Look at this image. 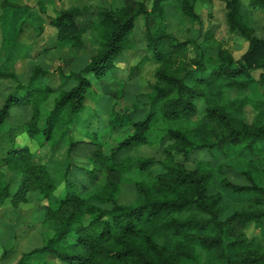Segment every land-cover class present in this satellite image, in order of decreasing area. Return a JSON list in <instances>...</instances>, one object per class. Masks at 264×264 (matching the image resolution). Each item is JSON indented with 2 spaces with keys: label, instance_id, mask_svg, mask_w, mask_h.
<instances>
[{
  "label": "trees",
  "instance_id": "16d2710c",
  "mask_svg": "<svg viewBox=\"0 0 264 264\" xmlns=\"http://www.w3.org/2000/svg\"><path fill=\"white\" fill-rule=\"evenodd\" d=\"M198 1L154 0L149 9L145 0H126L118 9L100 7L97 19L85 25L77 21L83 9H63L51 20L58 42L82 48L84 35L91 30L97 33L99 46L80 70L62 74L65 81L76 84L60 90L47 113L43 104L54 89L36 83L48 75V69L35 65L27 85L18 82L15 70L0 69V78L18 82L0 107V126L13 107H31V118L25 123L29 136L40 147L67 146L65 157H42L36 163L28 146L13 145L0 157V209L8 199L17 209L28 202L29 191H37L46 201L43 223L55 224L44 243L24 252L15 264H202L199 250L207 257L205 264H264V243L246 232L254 223L264 238V100L249 95L255 80L251 73L260 70L264 77V37L240 14L242 0H226L229 29L249 42L239 59L219 44L212 50V30L200 43L180 40L165 26L150 25V17L164 18L169 5L199 22ZM250 6L264 9V0H250ZM0 7L4 14L8 10L20 14L25 8L13 0H0ZM140 17L147 25V54L130 72L132 76L153 60L158 64L155 82L141 118L137 114L143 111L137 108L111 110L110 130L128 133L107 155L100 141L78 139L70 129L75 122L86 130L93 124L91 118L80 120L93 88L92 77L102 82L117 72L119 55L135 46L132 36ZM191 43L197 53L193 58L189 57ZM17 46L15 41L8 61ZM211 61L217 68L205 75ZM123 91L121 87L119 98ZM197 99H203L206 107L192 126ZM248 106L255 110L252 122L246 120ZM81 143L94 146L92 153L83 156L89 165L85 173L93 179L101 171L107 176L88 194L70 177L75 157L82 156L76 153ZM155 144L163 145L161 159L120 156L133 146ZM195 151H206L215 160L222 156L224 161L215 165L213 160L199 159L189 168L184 161ZM226 168L242 181L229 177ZM11 173L20 175L14 192ZM123 179L135 187L137 198L131 204L119 202ZM59 188L63 192L58 193ZM228 195L242 204H226ZM7 254L6 250L3 258Z\"/></svg>",
  "mask_w": 264,
  "mask_h": 264
},
{
  "label": "rangeland",
  "instance_id": "374dc122",
  "mask_svg": "<svg viewBox=\"0 0 264 264\" xmlns=\"http://www.w3.org/2000/svg\"><path fill=\"white\" fill-rule=\"evenodd\" d=\"M25 6L22 13L17 14L10 10L4 12L0 7V69H13L17 73L18 82L27 85L30 81L35 65H40L49 70L48 75L40 78L36 85H49L54 89L48 100L43 104V111L49 112L54 105V99L60 90L70 89L76 84L75 81H65L62 74L80 70L95 53L99 46V38L95 31H88L84 35V46L82 48H71L69 43L58 42L57 29L51 25L54 19L63 9L80 7L83 14L77 17L80 25L91 23L97 19L100 7H110L114 9L125 5L126 0H13ZM40 1V2H39ZM148 8L151 9L154 0H145ZM196 11L201 17L199 22H193L174 6L167 7V14L164 18L150 17V25L165 26L167 31L175 35L180 40L205 41L206 33L213 31L212 50L216 44L230 51L236 59L241 58L249 48V42L236 32L229 29L226 18V0H199L196 4ZM240 14L246 22L251 25L258 36L264 37V9H254L250 6V0H242ZM147 25L144 17H140L133 32L134 48L124 50L117 58V72H112L102 82L92 77L93 88L91 89L87 108L81 114L80 120L91 118L93 124L86 130L80 123H72L71 133L81 140L92 141L96 139L103 144L102 151L110 154L112 149L128 133L126 129L112 131L108 127V118L111 110L115 106L119 111L133 110L139 111L138 118H141L148 110L147 94L152 91L155 82L154 71L158 64L153 60L143 63L139 70L131 76V68L138 65L147 54L146 51ZM17 41V48L13 60L7 58L12 52L14 42ZM211 51V49H210ZM195 44H190L189 57H196ZM217 68V64L212 61L207 64V72ZM262 71L256 70L251 73L255 79L251 85L249 95L253 99L264 100V77ZM14 79L0 78V107L3 105L6 95L18 83ZM123 87V96L119 98V90ZM198 112L191 118L190 125L194 126L202 115L206 107L203 99L196 100ZM246 120L252 122L255 110L248 106L245 110ZM32 115V108L13 107L6 123L0 126V157L5 154L7 148L16 145L17 147L28 146L33 153V161L36 163L43 157L45 160L63 158L67 153V146L60 144L52 147L47 143L40 147L37 140L29 136L25 123ZM75 121V120H74ZM80 122V121H77ZM162 144L133 146L125 155H139L145 157L163 158ZM94 146L79 144L76 148L77 155L75 164L72 167L70 177L76 181L84 194L94 190V187L105 182L107 176L105 172L98 173L96 179L85 173L84 168H88L87 160L83 157L92 153ZM237 155V153L233 154ZM264 155V152L261 153ZM179 160L183 157L179 156ZM199 159H210L214 164L224 161V157L215 160L206 151H195L191 154L186 166L194 168ZM238 158H235V162ZM244 166L246 162H241ZM8 171L7 168H4ZM156 171H161L156 168ZM227 175L233 180L242 181L241 176L235 171L225 169ZM9 172V171H8ZM57 176L59 174L56 171ZM11 178V189L16 191L20 182L19 174H9ZM60 177V176H59ZM218 180L220 174L218 173ZM119 202L131 204L137 198L135 187L132 181L122 180ZM61 188V187H60ZM58 189V193L61 189ZM219 188V187H218ZM63 192V189L61 190ZM28 202L21 203L15 209L8 199L0 209V264H15L20 256L35 247L41 246L47 236L54 232L55 224H44L45 203L41 201V196L37 191L27 193ZM226 204L239 206L242 201H237L233 197H226ZM249 237H256L262 240L261 230L254 223L249 224L246 230ZM8 251L6 258H3L5 251ZM200 262L207 260L205 253L199 250ZM52 258V257H50ZM53 260V258L51 259Z\"/></svg>",
  "mask_w": 264,
  "mask_h": 264
},
{
  "label": "crops",
  "instance_id": "0c3cea01",
  "mask_svg": "<svg viewBox=\"0 0 264 264\" xmlns=\"http://www.w3.org/2000/svg\"><path fill=\"white\" fill-rule=\"evenodd\" d=\"M50 224V223H49Z\"/></svg>",
  "mask_w": 264,
  "mask_h": 264
}]
</instances>
